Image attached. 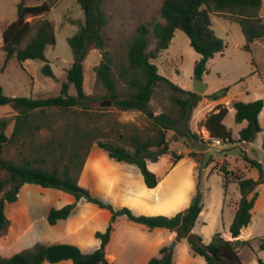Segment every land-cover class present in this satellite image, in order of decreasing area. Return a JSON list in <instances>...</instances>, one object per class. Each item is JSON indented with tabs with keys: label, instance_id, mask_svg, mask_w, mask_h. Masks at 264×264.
<instances>
[{
	"label": "rangeland",
	"instance_id": "rangeland-1",
	"mask_svg": "<svg viewBox=\"0 0 264 264\" xmlns=\"http://www.w3.org/2000/svg\"><path fill=\"white\" fill-rule=\"evenodd\" d=\"M20 1L0 0V86L9 97L40 98L59 94L62 83L67 81L66 69L75 60L68 40L78 32L80 24L84 22L83 10L76 0H24L26 5L46 2L50 7L43 18L47 19L53 28L55 44L47 46L44 55L57 79L53 80L40 72V67L44 63L40 59L26 60L19 65L12 58L3 67L2 31L16 19L17 4ZM162 1L103 0V9L108 17V23L104 27L106 45L103 50L109 51L113 58V72L118 79L116 84L122 97L127 96L130 91L118 76L120 65L127 64L126 40L135 32L138 25L145 24L151 31L155 22L162 21L159 14ZM259 15L264 18V0ZM39 17L27 18L32 27L23 38L20 47H24L34 36ZM211 21L216 35L224 42V49L207 61L206 71L198 78L206 88L200 94L201 100L191 113L188 126L201 140L182 135L175 137L172 130L167 132L169 151L182 153L183 157L175 164L171 162L169 151L158 155L155 160L146 158L148 168L158 177L155 188L147 189L145 183L136 181L141 179L144 182L136 165L110 159L97 145L98 139L118 143L115 137L117 132H137L143 135L151 133L152 123L146 112L121 111L111 102L107 104L110 100L106 98V89L95 82V67L102 59L103 50L93 46H88L83 61V91L95 98L91 109L87 113L79 108L69 110L52 108L43 113L37 112L32 121V140L28 136L22 138L23 140L14 139L4 146L3 157L19 162L22 157L32 153L31 148H36L51 139L52 130L61 131L64 122L71 123L75 120L95 134L76 177L80 186L94 197L111 203L115 209L127 207L135 215H139L136 212L169 213L179 209L182 203L188 206L196 188L199 187L203 210L192 232L199 234L204 243H209L217 233L224 239L233 240L229 226L235 211L243 198L247 201L256 192L258 196L251 210V221L242 228L237 237L240 241L248 242L238 244L236 250L242 264H258V259L264 260V252L258 246L264 239V181L258 183V170L244 157L255 159L264 166V106L258 115L261 130L251 142L239 143L235 141L238 139L240 129L245 126V121L235 122L232 103L237 100L242 102L264 100V37L253 42L250 49L246 50L243 48L245 38L239 24L217 14H211ZM199 58L200 55L190 46L185 33L176 29L168 48L158 54L154 63L160 75L185 90H191L196 78L194 64ZM69 93L73 95L76 93L73 85H69ZM219 93L217 99L210 97ZM219 106L228 108L223 123L231 131L234 139L232 143L226 141H220L219 144L209 143L201 126L205 116ZM149 107L150 116L163 112L170 113V110L172 115L178 113L177 107L170 104L168 91L162 83L155 85ZM14 115L15 112L10 106H0V119L7 122L5 132L8 136L13 130ZM35 124L41 126L35 129ZM156 150L157 148H151V151ZM49 163L48 165H51V162ZM225 171L230 179L236 176L252 178L253 190L243 197L236 183H229L224 188ZM23 190L25 201L20 205V194ZM71 202L73 197L60 190L32 184L23 185L16 201L4 207L9 224L6 230L0 233V255L7 257L16 252L31 250L38 244L57 242L61 234L53 227L66 232L63 229L65 222L58 221L50 225L46 212L49 208ZM91 206L93 210L108 211L80 199L65 221L75 220L84 224V218L92 209H89ZM101 227L102 221L99 220L98 225L92 227V230ZM66 234L67 232L61 240H66ZM174 241L170 251L173 264H205L203 257L194 255L187 241L177 239L174 231L165 228L148 229L141 224L130 222L124 216L119 217L114 223V230L106 247V258L112 264H147L150 257L159 255V247H170ZM77 244L82 248V245L78 242Z\"/></svg>",
	"mask_w": 264,
	"mask_h": 264
},
{
	"label": "trees",
	"instance_id": "trees-1",
	"mask_svg": "<svg viewBox=\"0 0 264 264\" xmlns=\"http://www.w3.org/2000/svg\"><path fill=\"white\" fill-rule=\"evenodd\" d=\"M76 2L83 10L84 22L80 24L78 32L68 40L75 60L66 69L67 81L62 83L59 94L40 98L9 97L4 94L0 86V106L8 105L15 112L10 136L5 132L7 122L0 119V233L4 232L9 224L4 212L5 205L16 201L21 187L25 184L57 189L73 197V202L47 210V222L50 225L55 224L59 219H66L80 199L108 210L110 212L109 223L104 230L107 223L106 218L96 214L93 216L91 214L93 206H91L89 209H92L86 216L92 215V219L84 224L75 220L68 222L65 238L69 241H77L84 248H89L93 241L92 227L97 226L101 220L100 230L102 231H96L94 234L99 240V244L93 251L85 253L78 246L70 243L38 244L31 250L16 252L7 257L0 255V264H112L106 258V247L114 230V223L121 216L148 229L165 228L171 232L174 231L176 238L185 239L191 252L203 257L205 264H242L236 247L238 244L248 241H240L237 237L242 228L251 221V210L258 196L256 192L244 203L240 201L235 211L229 226L233 240L224 239L217 233L209 243H204L199 234L192 232L196 220L203 210L199 187L196 188L188 206L177 213L175 212L184 207L186 203H182L177 210L160 213L161 215L136 211L139 215H135L127 207L115 209L111 203L94 197L87 189L80 186L76 177L82 168L84 157L95 134L87 127L79 125L75 120L71 123L64 122L61 131L52 130L53 137L51 139L36 148H31L32 153L22 157L19 162H13L3 157L4 146L14 139L23 140L22 138L28 136L32 140V121L37 112L43 113L52 108L61 110L79 108L87 113L92 107L95 98L83 91V61L88 46L104 49L106 45L104 27L108 23V17L103 9V0H76ZM261 4L262 0H163L159 9L162 21L155 22L151 31L145 24L138 25L135 32L126 40L125 58L127 64H121L118 72L119 78L130 89L125 97L121 96L117 88L118 79L113 72V58L109 51H102V59L95 67V82L106 89V98L117 109L148 113L152 123V132L145 135L137 132H117L115 137L119 141L118 143L98 139L97 145L106 152L110 159L136 165L144 182L141 179L136 181L141 184L145 183L147 189L155 188L158 183V177L146 164L147 155L153 152L151 148L163 149L164 152L169 151L167 138L169 130L173 131L175 137L182 135L201 140L197 133L191 132L188 126L191 113L201 100V95L192 90H185L160 75L154 59L160 52L168 48L174 31L179 29L185 33L190 46L200 55L194 64V75L199 78L206 71L207 61L224 49L223 40L216 35L213 29L211 14L223 16L227 20L239 24L245 38L243 48L249 50L253 42L264 37V18L259 15ZM49 10L50 7L46 2L26 5L24 0H21L17 4L16 19L2 31L3 67L12 58L19 65H22L26 60L40 59L44 61L40 72L57 80L44 55L46 47L55 44L53 28L49 21L43 18ZM35 16H40L35 27V34L24 47H20L23 38L28 35L32 27L27 18ZM159 83L166 87L170 104L177 107V115H172V110H170V113L163 112L150 116L149 101L153 96L155 85ZM69 85H73L75 88L74 95L69 93ZM219 95L220 93L213 94L210 97L217 99ZM263 106V99L251 102L237 100L232 103L235 122L245 121V126L240 129L235 142H251L256 133L261 130L258 115ZM227 113L226 106H219L215 111L209 112L201 122L209 143L212 140L234 142L231 131L223 123ZM39 126L41 125L35 124L34 128L38 129ZM169 152L172 164L183 157L182 153ZM189 155L193 156L191 153ZM244 159L258 170V183H262L264 181V166L255 159L247 157ZM49 162L51 165H48ZM52 162L55 163L52 164ZM226 172L223 176L224 188L229 183H236L243 197L253 190L254 181L252 178L236 176L230 179ZM24 201L25 190L20 194L19 204L22 205ZM45 209L46 206L44 212ZM77 225L78 227H76ZM53 228L58 232L60 230L58 227ZM258 246L264 252V239L259 242ZM158 253V256L150 257L147 264H173L172 252L168 251L167 246L160 247ZM258 264H264V260L258 259Z\"/></svg>",
	"mask_w": 264,
	"mask_h": 264
},
{
	"label": "crops",
	"instance_id": "crops-1",
	"mask_svg": "<svg viewBox=\"0 0 264 264\" xmlns=\"http://www.w3.org/2000/svg\"><path fill=\"white\" fill-rule=\"evenodd\" d=\"M186 206V205H185ZM187 207V206H186ZM185 207V208H186ZM184 208V209H185ZM90 211V210H89ZM178 212V211H177ZM91 214L94 216L95 214L96 215H101V216H103L104 218H106V220H107V223H106V225H105V227L104 228H106V226L108 225V223H109V219H110V212L109 211H103V210H101V211H98V210H92L91 211ZM92 215H88V216H86L85 218H84V220H85V223H87V221L89 220L90 221V219H92L91 217H92ZM157 215H159V214H157ZM161 215V214H160ZM169 216H171V215H169ZM66 219H61V220H59V221H64L65 222V225L63 226L64 228V230L67 232V230H66V225H67V223L68 222H72V220H67V221H65ZM58 222V221H57ZM82 224V223H81ZM76 227H78V225L76 226ZM105 230V229H104ZM96 231H102V230H100V229H96V230H94L93 231V233L95 234V232ZM66 232H64V231H62V230H59V234H61V237L63 236V235H65V233ZM94 234L92 235V245L89 247V248H84L83 246H82V248H81V246H79L78 244H77V242L76 243H74V242H69L68 240H59L58 239V241L57 242H54V243H70V244H74V245H76V246H78L83 252H85V253H88V252H91V251H93L95 248H97V246H98V244H99V240L94 236ZM64 237V236H63ZM162 247V246H161ZM160 248V247H159ZM62 264H69V263H62Z\"/></svg>",
	"mask_w": 264,
	"mask_h": 264
},
{
	"label": "water",
	"instance_id": "water-1",
	"mask_svg": "<svg viewBox=\"0 0 264 264\" xmlns=\"http://www.w3.org/2000/svg\"><path fill=\"white\" fill-rule=\"evenodd\" d=\"M205 88H206V86L203 85L198 78H195L194 79V82L192 84V89H191L192 91L201 94L203 91H205ZM107 104L109 105L110 102H108ZM164 153L165 152H164L163 149H158L156 151H153V152L149 153L147 155V158H149L151 160H155V159H157L158 155H161V154H164ZM244 201H245V198H243V201L242 202L244 203ZM59 220H61V219H59ZM59 220H57V221H59ZM174 243H175V241L173 242V244L170 247H168V251H171Z\"/></svg>",
	"mask_w": 264,
	"mask_h": 264
},
{
	"label": "built area",
	"instance_id": "built-area-1",
	"mask_svg": "<svg viewBox=\"0 0 264 264\" xmlns=\"http://www.w3.org/2000/svg\"><path fill=\"white\" fill-rule=\"evenodd\" d=\"M215 143V144H219L220 143V140H212L211 143Z\"/></svg>",
	"mask_w": 264,
	"mask_h": 264
}]
</instances>
